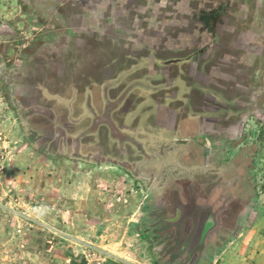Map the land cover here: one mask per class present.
Segmentation results:
<instances>
[{"label":"rangeland","instance_id":"374dc122","mask_svg":"<svg viewBox=\"0 0 264 264\" xmlns=\"http://www.w3.org/2000/svg\"><path fill=\"white\" fill-rule=\"evenodd\" d=\"M175 7V0H0V264H69V246L89 264H264V0L222 1L215 13L236 29L218 35L227 53L212 62L232 87L244 83L231 93L246 109L235 124L249 146L247 204L218 214L202 244L199 237L183 246L179 237L152 240V227L153 244L142 246L138 259L119 260L102 248L119 246L112 218L135 205L118 207L117 197L137 181L82 158L99 140L69 112L86 86L116 73L112 61L128 53L125 33L150 27L157 15L164 17L162 25L155 19L158 28L167 27ZM133 38L130 45L138 43ZM230 52L231 61L222 60ZM56 103V121L35 113L37 105Z\"/></svg>","mask_w":264,"mask_h":264},{"label":"crops","instance_id":"0c3cea01","mask_svg":"<svg viewBox=\"0 0 264 264\" xmlns=\"http://www.w3.org/2000/svg\"><path fill=\"white\" fill-rule=\"evenodd\" d=\"M222 1L175 0L178 12L171 23H164L167 27L158 28L164 17L157 15L158 23L152 19L150 27L129 30L123 46L128 53L112 61L116 73L86 86L81 102L69 112L76 116L73 123H80V129L99 140L96 152L82 158L119 172L127 182L137 181L115 202L120 207L123 201L133 200L135 205L112 218V236L119 238V246L104 241L102 247L119 260L138 259L136 253L155 239L179 237L178 243L189 244L200 237L207 214L217 222L227 207L241 211L247 204L244 163L249 146L242 134H236L238 127L243 128L240 121L235 124L246 109L237 105L231 93V88L244 83L235 80L232 87V77L213 73L219 68L212 60L227 53L218 35L236 30L215 15ZM133 37H139L138 43L130 45ZM136 51L144 53L141 59H133ZM222 60L231 61V52ZM37 107L42 110L36 114L53 121L62 113L59 103L53 109ZM78 116L83 119H75ZM81 147L78 140L73 142L76 155ZM181 210L178 225L174 218ZM152 227L156 234L151 240ZM120 246H128L130 253Z\"/></svg>","mask_w":264,"mask_h":264},{"label":"flooded vegetation","instance_id":"af4514ba","mask_svg":"<svg viewBox=\"0 0 264 264\" xmlns=\"http://www.w3.org/2000/svg\"><path fill=\"white\" fill-rule=\"evenodd\" d=\"M99 157H100V155H97V158H99ZM95 159H96V157H95ZM183 213H184L183 210L176 212L175 218H174L175 219L174 222L176 224L179 225L180 222L182 221V215H183ZM179 215L181 217H179ZM215 221H216L215 220V216L213 214H207V220H206V223H205L206 225L200 231V237H199L200 239H203V237L205 238L207 236V233L216 226V222ZM182 246H183V244H182Z\"/></svg>","mask_w":264,"mask_h":264},{"label":"water","instance_id":"95a60500","mask_svg":"<svg viewBox=\"0 0 264 264\" xmlns=\"http://www.w3.org/2000/svg\"><path fill=\"white\" fill-rule=\"evenodd\" d=\"M37 108L38 109L35 108L36 112H38L39 110H42L39 107ZM66 251L70 256H72V258L68 260L69 264H89L90 263V260L87 256H83L80 260H77L76 258L77 256L75 255V249L73 247L71 246L67 247Z\"/></svg>","mask_w":264,"mask_h":264}]
</instances>
